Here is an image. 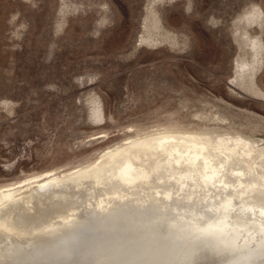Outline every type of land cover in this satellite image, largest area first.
Instances as JSON below:
<instances>
[{
  "label": "rangeland",
  "instance_id": "1",
  "mask_svg": "<svg viewBox=\"0 0 264 264\" xmlns=\"http://www.w3.org/2000/svg\"><path fill=\"white\" fill-rule=\"evenodd\" d=\"M242 63L254 65L252 74L250 66L240 70ZM172 133L241 135L254 146L264 144V0H0V189L33 185L48 171L90 169L128 141ZM163 176L124 187L136 195H110L105 185L94 186L101 177L88 176L80 184L87 187L69 183L67 189H80L83 197L64 198L67 210L53 226L70 222L90 231L91 224L121 215L97 234L107 243L114 230L122 238L151 233L144 223L158 211L200 221L219 214L228 186L217 178L201 186L181 184L177 173ZM235 199L227 211L231 219L249 221L248 233L242 228L239 237L264 236L258 226L263 215ZM138 209L148 215L135 217ZM87 214L93 218L79 216ZM9 238L0 237V264H10L3 254L30 244L18 241L13 249Z\"/></svg>",
  "mask_w": 264,
  "mask_h": 264
},
{
  "label": "bare ground",
  "instance_id": "2",
  "mask_svg": "<svg viewBox=\"0 0 264 264\" xmlns=\"http://www.w3.org/2000/svg\"><path fill=\"white\" fill-rule=\"evenodd\" d=\"M255 45L256 43H253L252 47ZM245 66H250L252 74L254 65L242 63L239 65L240 70L246 71ZM228 84L235 87L233 80H228ZM257 145H252L241 135L223 137L222 135L156 134L128 141L114 150L105 152L93 168L83 167L61 174L48 171L42 179L33 180L35 181L33 185L27 182L25 185H9L5 189H0V237L5 239L12 237L13 239L9 238L10 240H6V243L8 242L13 249L18 247V241L26 239L30 241L27 248L22 251L20 248L19 251L14 249L13 254L12 252L3 254L7 258L6 262L10 264H145L147 263L145 261L154 260L155 262L150 264H264V236L259 237L255 234L259 238H256V241L253 239L255 243L250 245L255 235L251 236L252 233L249 232V235L239 237L242 228L246 232L249 231L245 227L249 221H242L239 217L231 219L227 212L236 202L234 197H240L243 209L264 217V144ZM166 172L170 175L177 173L181 184L193 180L194 185L206 186L208 180L214 179L212 182L218 180L224 184V187L227 185L228 192L219 199V214L217 213L218 215L213 219L200 221L194 217L188 220L169 217L165 212L158 211L153 214L151 220L146 219L144 223L145 228L152 231L151 233L137 232L138 234L135 235L132 232L133 234L122 238L115 234L114 230L112 238L109 237L111 234L104 235L110 238V240L107 239L109 241L107 243H102L104 238L98 235L100 231H105L103 230L105 226L108 229L113 228L121 215L117 217L111 214L112 216L97 225L91 224L90 231L79 228L77 231V224L73 226L69 224L70 222L66 223L68 227L64 229L59 228L65 226L64 224L53 226V218L64 215L67 210L61 207L66 204L64 198L79 202V197H83L84 191L78 189L79 191L75 192L67 189L66 186H69V183L79 187L83 180L89 179L88 176L93 177L94 180L101 177V182L89 181L94 183V186L105 185L110 195L117 194L118 191L128 195L135 191L130 192L131 189L126 190L124 187L130 188L149 183L151 178L163 179V174ZM71 192L73 196L68 198ZM141 193L142 189L139 194ZM146 197L150 198L149 201L153 204L157 200L155 196ZM42 203L45 204L41 207ZM25 207H29V210ZM12 213L16 218H11ZM94 213L99 218L98 209L94 210ZM136 214L148 215L140 209L136 210L135 217ZM79 216L85 219L93 218L89 214ZM249 217L252 216L249 215ZM122 221L124 223V220ZM162 224H165V229L160 231ZM258 224L259 231L264 233V222ZM50 226L53 227L50 229L48 228ZM133 226L131 224L129 227L132 229ZM48 230L50 233L45 235L44 233ZM167 237H171L173 240L170 241L174 243L171 244L169 240L164 239ZM154 243L155 246H149ZM160 251L167 256H158L157 253ZM0 263H2L1 260Z\"/></svg>",
  "mask_w": 264,
  "mask_h": 264
}]
</instances>
